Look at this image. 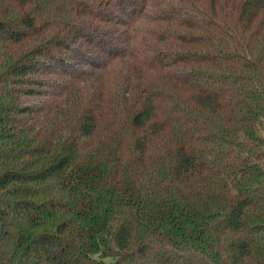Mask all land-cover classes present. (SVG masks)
<instances>
[{
	"label": "trees",
	"instance_id": "trees-1",
	"mask_svg": "<svg viewBox=\"0 0 264 264\" xmlns=\"http://www.w3.org/2000/svg\"><path fill=\"white\" fill-rule=\"evenodd\" d=\"M0 264H264V0H0Z\"/></svg>",
	"mask_w": 264,
	"mask_h": 264
},
{
	"label": "rangeland",
	"instance_id": "rangeland-1",
	"mask_svg": "<svg viewBox=\"0 0 264 264\" xmlns=\"http://www.w3.org/2000/svg\"><path fill=\"white\" fill-rule=\"evenodd\" d=\"M166 2H167V0H165ZM158 5H164L163 3H161V4H156L154 7H153V9L156 7V6H158ZM150 8L152 9V5H150ZM116 66H118V64L116 65Z\"/></svg>",
	"mask_w": 264,
	"mask_h": 264
}]
</instances>
